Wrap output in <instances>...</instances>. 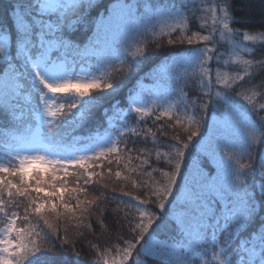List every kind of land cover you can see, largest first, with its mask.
I'll return each instance as SVG.
<instances>
[{"label":"snow or ice","instance_id":"snow-or-ice-1","mask_svg":"<svg viewBox=\"0 0 264 264\" xmlns=\"http://www.w3.org/2000/svg\"><path fill=\"white\" fill-rule=\"evenodd\" d=\"M241 23L233 0H9L0 264H85V246L92 264H264V29ZM165 38L189 47L137 79L126 107L104 108L102 131L58 138Z\"/></svg>","mask_w":264,"mask_h":264},{"label":"trees","instance_id":"trees-1","mask_svg":"<svg viewBox=\"0 0 264 264\" xmlns=\"http://www.w3.org/2000/svg\"><path fill=\"white\" fill-rule=\"evenodd\" d=\"M109 2H114V0H103V4H108ZM8 3L9 0H0V9L4 8ZM233 8H234V15L237 17V19L243 21V23L241 24H234L233 27L247 29L253 33L255 32V30L264 29V0H233ZM95 15L96 13L93 12L92 16L94 17ZM191 29L197 30V25L194 21L191 24ZM178 34L179 33L174 34L173 38H175V36ZM148 39L151 40L152 37L149 36ZM162 43H163V47L161 48H156L155 44L149 45L147 54L142 60L139 71L130 72L127 74H121V73L114 74L115 81L123 84L122 89L116 94L110 96L109 95L103 96L100 105L93 110L91 118L83 126H76L75 128H73V126L60 128L58 130V138L62 137L65 143H68L72 141L73 137L80 139L82 136L86 135L89 131L96 129L98 127L102 131L103 128L101 126H106L105 124L106 118L103 114L104 108L110 109L111 105L116 101L120 102L121 108L126 107V97L137 79H139L140 77H144L146 74L152 72V70L156 68L161 61H163L166 55L173 54L176 51L189 47L188 45H174V46L167 45L166 38L162 41ZM246 43H248L251 46V42H246ZM262 53H264V46L257 45L255 48L256 57L259 58ZM129 63H131V61H129ZM234 67L235 66H233V68ZM143 83L146 86H151L152 80L150 78H146L144 79ZM93 94L98 95V93L95 92ZM194 94L195 93L193 91H189V95H194ZM111 114H112L111 111H109V115ZM128 119L134 120V117L129 116ZM209 122H211L210 119ZM0 124L7 126V120H0ZM149 126H151L150 120H149ZM77 146H82V145H77ZM260 150H264V146H258L256 151H260ZM0 151H3L2 144H0ZM107 166L108 165L105 163V168H107ZM161 166L163 165L161 164ZM113 170L115 171V165H113ZM69 171H72V169H69ZM68 179L70 181V186H74L71 183L73 178L69 177ZM100 190L101 189L99 185L93 184L92 186L89 187L90 193L99 194ZM105 194H110V191H106ZM116 195L119 196L120 193L117 192ZM109 207H111V205ZM93 224L95 227L94 218H93ZM73 231H75V229L69 230L70 237ZM97 232H99L98 229ZM88 239L94 240V238L91 237L90 235L88 236ZM94 242H98L103 246L107 242V235L101 238L99 241L94 240ZM78 246H79V242H78ZM49 255H55L61 259H72V260L75 259L73 254L70 252L49 253ZM80 259L84 261L85 264H92V254L88 251L86 246L82 252ZM197 264H199V261H197Z\"/></svg>","mask_w":264,"mask_h":264},{"label":"rangeland","instance_id":"rangeland-1","mask_svg":"<svg viewBox=\"0 0 264 264\" xmlns=\"http://www.w3.org/2000/svg\"><path fill=\"white\" fill-rule=\"evenodd\" d=\"M222 51L224 50V49H221ZM214 64V63H213ZM213 66V68H215V64L214 65H212ZM33 167H40V165H35V166H33Z\"/></svg>","mask_w":264,"mask_h":264}]
</instances>
